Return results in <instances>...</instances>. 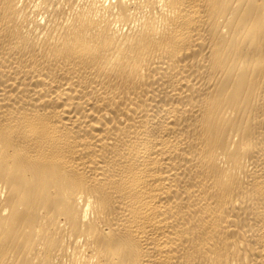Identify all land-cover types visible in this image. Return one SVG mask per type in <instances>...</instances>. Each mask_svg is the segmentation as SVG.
Wrapping results in <instances>:
<instances>
[{
	"label": "bare ground",
	"instance_id": "obj_1",
	"mask_svg": "<svg viewBox=\"0 0 264 264\" xmlns=\"http://www.w3.org/2000/svg\"><path fill=\"white\" fill-rule=\"evenodd\" d=\"M0 264H264V0H0Z\"/></svg>",
	"mask_w": 264,
	"mask_h": 264
}]
</instances>
